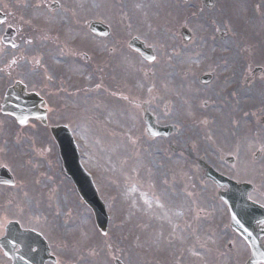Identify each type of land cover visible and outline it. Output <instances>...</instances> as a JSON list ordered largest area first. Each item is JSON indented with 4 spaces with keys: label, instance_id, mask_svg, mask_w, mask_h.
Returning <instances> with one entry per match:
<instances>
[{
    "label": "rangeland",
    "instance_id": "obj_1",
    "mask_svg": "<svg viewBox=\"0 0 264 264\" xmlns=\"http://www.w3.org/2000/svg\"><path fill=\"white\" fill-rule=\"evenodd\" d=\"M207 1L0 0L8 16L0 38L12 27L19 45L0 51V89L22 81L49 98L52 122L71 129L109 215L104 237L50 135L34 126L9 131L0 117V167L5 162L19 176L6 212L43 228L65 264L247 261L249 248L198 161L240 183L254 178L251 199L264 204V73L253 77L259 66L249 62L264 61L257 46L264 1L213 0L211 7ZM55 3L61 7L51 10ZM95 20L122 34L119 42L112 32L94 37L88 25ZM256 23L258 35L249 30ZM135 37L153 49L154 63L129 48ZM203 74L214 79L204 84ZM146 111L172 135L148 137ZM142 192L152 197L150 207Z\"/></svg>",
    "mask_w": 264,
    "mask_h": 264
},
{
    "label": "water",
    "instance_id": "obj_2",
    "mask_svg": "<svg viewBox=\"0 0 264 264\" xmlns=\"http://www.w3.org/2000/svg\"><path fill=\"white\" fill-rule=\"evenodd\" d=\"M14 36L15 32H9L4 40L12 41ZM132 47L138 50L145 58L150 60L151 51L146 50L143 44H140L138 41H134ZM36 107L37 103L33 100V98L27 96L26 94H24V92L20 91L18 87H16L8 91V95L6 97V102L4 105V112L16 116L18 120L20 118H26L27 120L30 117L36 116ZM146 120L151 135L155 136L162 132L161 130H158L156 127H154L153 120L150 117H147ZM54 134L60 145L61 156L63 158L68 176L73 179L85 202L88 203L94 210L98 227L100 228L102 233H106L108 226V216L105 206L98 197V193L92 183L91 177L86 173V171L80 164L78 151L73 143L70 134L65 129L54 132ZM202 165L206 169L207 177L209 179L214 180L220 186L227 185L229 187V192L221 194V197L230 207L231 214L233 212L240 213L244 221L248 223L257 234H260V230L257 228V226L258 224H260V222L264 221V212L257 210L255 206L248 202L247 195L249 193V190L246 189V191H243V188H238V186L233 182L221 178L204 163H202ZM4 180L8 181V183L6 184L14 185V181L11 175L7 170L2 169L0 171V181ZM233 227L235 229L234 225ZM244 238L247 240L246 237ZM37 239L40 240V238ZM248 243L251 246V241H248ZM39 244L41 245V243ZM253 251H255V249L252 248V252ZM261 251H264V249H262ZM259 263H264V256L260 255V253L257 252V259L255 261V264ZM116 264L122 263L117 261Z\"/></svg>",
    "mask_w": 264,
    "mask_h": 264
},
{
    "label": "snow or ice",
    "instance_id": "obj_3",
    "mask_svg": "<svg viewBox=\"0 0 264 264\" xmlns=\"http://www.w3.org/2000/svg\"><path fill=\"white\" fill-rule=\"evenodd\" d=\"M37 7H41V5L38 4ZM56 7L60 8L61 6L57 5ZM0 23H5V21H0ZM27 43H31V41H27ZM6 47L16 48L17 45H15V43L12 41H5L3 38H0V51ZM150 60L155 61L156 57L152 56ZM10 63L16 64L17 61L12 59ZM0 71H2V69H0ZM149 91H151V89H149ZM26 123V118L19 119V124L25 125ZM126 179L136 180V177L129 176L126 177ZM0 183L6 184L8 181L4 180L0 181ZM10 186L14 187V185ZM132 190H136L135 185H133ZM142 196L144 203L150 207V200L152 197H150L147 192H142ZM248 199H251V197ZM156 202L159 205V197H156ZM253 203L255 202L253 201ZM260 206L264 207V204H261ZM2 210L3 209H0V211ZM33 219H36L38 222V218H27L28 221ZM22 220H25L24 216L21 215L13 219L9 217L6 211L4 212L3 216H0V252H3L4 257H8L10 253H21L19 258L22 261L25 260V257H28L29 260H32V264H35L34 256L36 253H38L39 249L37 245L41 242L37 238L44 235V230L41 228V231L38 232L36 224L26 227L24 224H22ZM231 221L235 226V230L246 237L248 241H251V247L255 249V251H253L249 256L248 264H255L257 252L264 256V251H261L264 249V227H261L260 234H257L255 230L244 221V219L241 217V214L238 212H233L231 214ZM260 224H264V221L260 222Z\"/></svg>",
    "mask_w": 264,
    "mask_h": 264
},
{
    "label": "flooded vegetation",
    "instance_id": "obj_4",
    "mask_svg": "<svg viewBox=\"0 0 264 264\" xmlns=\"http://www.w3.org/2000/svg\"><path fill=\"white\" fill-rule=\"evenodd\" d=\"M263 72V70H261ZM260 72V73H261ZM2 93L0 91V101H1ZM0 110H1V103H0ZM8 189L6 187L0 186V201L6 200V203L2 202L0 203V209H4L7 206H9V200L7 199L9 197V194L7 193ZM55 252L53 250L51 251L50 259L51 261H48L46 264H62V260L55 257ZM0 264H13V261L8 259L7 257H4L3 252H0Z\"/></svg>",
    "mask_w": 264,
    "mask_h": 264
},
{
    "label": "bare ground",
    "instance_id": "obj_5",
    "mask_svg": "<svg viewBox=\"0 0 264 264\" xmlns=\"http://www.w3.org/2000/svg\"><path fill=\"white\" fill-rule=\"evenodd\" d=\"M62 62H58L57 64H61ZM67 225L66 224H64V227H66ZM70 233H71V231H70ZM70 233H68L67 235H69Z\"/></svg>",
    "mask_w": 264,
    "mask_h": 264
}]
</instances>
